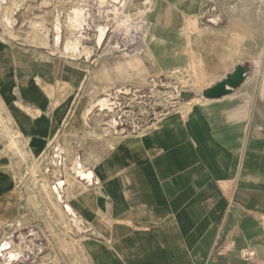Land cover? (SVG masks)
Instances as JSON below:
<instances>
[{
    "label": "crops",
    "instance_id": "1",
    "mask_svg": "<svg viewBox=\"0 0 264 264\" xmlns=\"http://www.w3.org/2000/svg\"><path fill=\"white\" fill-rule=\"evenodd\" d=\"M201 10L202 0H156L150 11L156 70L182 71L193 88L147 130L94 148L83 216L72 208L82 225L98 220L86 233L107 237L99 247L82 243L93 264H264V18L239 11L209 20ZM39 59L0 40V119L36 155L72 107L59 100L62 63H49L53 85ZM240 66L247 69L240 85L205 95ZM11 155L0 127L3 207Z\"/></svg>",
    "mask_w": 264,
    "mask_h": 264
},
{
    "label": "rangeland",
    "instance_id": "2",
    "mask_svg": "<svg viewBox=\"0 0 264 264\" xmlns=\"http://www.w3.org/2000/svg\"><path fill=\"white\" fill-rule=\"evenodd\" d=\"M79 1L5 0L0 7V40L41 57L48 65L45 79L53 85L57 77L49 63H62L56 81L59 100L72 105L60 120L58 133L37 155L20 142L18 131L0 119L12 147L9 186L5 188L10 200L5 207L0 204V264H93L82 243L99 247L107 242L98 233H86L90 227H98V220L85 219L82 230L65 222L72 216L66 213V204L83 216V180L71 172L72 160L78 158L84 167H92L98 159L94 148L113 146L123 135L147 130L165 112L182 107V91L192 87L190 77L182 71L174 77L160 75L148 52L147 27L156 0H82L86 20L73 32L67 18ZM239 11L264 18V0H202L201 15L209 20ZM5 14L13 17L8 27ZM57 16L59 42L55 38ZM34 26L50 34L47 42L33 37ZM99 26L105 29L101 42ZM76 39L80 42L77 51L68 54L64 47ZM103 98L110 107L98 106ZM59 182L62 200L52 191Z\"/></svg>",
    "mask_w": 264,
    "mask_h": 264
},
{
    "label": "bare ground",
    "instance_id": "3",
    "mask_svg": "<svg viewBox=\"0 0 264 264\" xmlns=\"http://www.w3.org/2000/svg\"><path fill=\"white\" fill-rule=\"evenodd\" d=\"M5 0H0V7H1V4H2V2H4ZM82 1V0H81ZM81 1H79L78 2V4H76L75 5V7L73 8V10H72V12L69 14V17L67 18L68 19V27L70 28V30H72L73 32L75 31V30H79V28H81V26L83 25V22L86 20V18H85V12H84V8H83V6H82V2ZM85 1V0H84ZM83 1V2H84ZM76 3V2H75ZM113 3H115V2H113ZM84 7H85V5H84ZM3 8V7H2ZM10 8V7H9ZM9 10V9H8ZM4 18H5V26H9L10 24H11V22H12V20H13V17L12 16H9L8 14H5L4 15ZM38 21H36V23H37ZM13 23V22H12ZM67 23V22H66ZM39 24V23H38ZM97 26V25H96ZM35 27V26H34ZM40 27V26H39ZM55 27H56V31H57V35L55 36V38H56V42H59V40H61L60 39V32H59V28H60V19H59V17L57 16L56 17V20H55ZM55 29V28H54ZM96 29H98V26H97V28ZM12 31V30H11ZM46 31H48V30H46ZM55 31V32H56ZM99 35H98V38H99V42H101L102 40H103V38H104V35H105V29L104 28H101L100 26H99ZM49 32V31H48ZM47 32V33H48ZM48 35L50 36V34L48 33ZM48 35L47 34H44V32L43 31H41L39 28H37V27H35L34 28V31H33V37L34 38H36L37 40H41V43H45V42H47V39H48ZM74 35V34H73ZM75 37V36H74ZM44 38H45V40H44ZM50 38V37H49ZM71 39H73L72 37H71ZM68 41V40H67ZM67 43V42H66ZM80 42L76 39V40H70V41H68V43H67V45H66V47H64V48H66L65 50L67 51V53H68V51H72V52H76L77 51V49H78V44H79ZM44 46V45H43ZM116 47V46H115ZM108 49V48H107ZM120 49V48H119ZM114 50V49H113ZM65 52V51H64ZM78 53V55H79V51L77 52ZM66 54V53H65ZM69 54V53H68ZM76 53H74V55H75ZM72 55H73V53H72ZM76 56V55H75ZM74 56V57H75ZM73 57V56H72ZM98 106L101 108V109H105V108H107V107H110V105H109V100L108 99H100V100H98ZM92 109V108H91ZM91 109L89 110L90 112H91ZM88 115V114H87ZM113 124V123H112ZM115 125H116V123L114 122V124L112 125L113 127H115ZM20 133V132H19ZM18 133V134H19ZM18 134H17V136H18ZM11 135H12V132H11ZM13 136V135H12ZM11 136V137H12ZM16 136V135H15ZM12 138H15V137H12ZM17 138H19V137H17ZM16 138V139H17ZM10 140V139H9ZM21 142V141H20ZM13 145H15V143L13 142L12 143ZM18 145L19 144H17V147H18ZM21 145V144H20ZM19 145V146H20ZM11 147V146H10ZM12 148V147H11ZM20 152V151H19ZM24 153V152H23ZM21 154V153H20ZM60 153H59V149H58V151H57V155H59ZM62 154V153H61ZM23 155V154H22ZM23 157V156H22ZM21 157V158H22ZM61 158V157H60ZM23 160V159H22ZM57 162V161H56ZM60 162V161H59ZM72 170L73 171H71V172H74V175H75V177L76 178H78L80 181H82L83 179H85L86 181H90L91 179H92V173H89V170L90 169H88V168H86V167H84L83 166V164L78 160V158H74L73 160H72ZM73 174V173H72ZM97 176V175H96ZM71 178V177H70ZM70 180V179H69ZM77 181V180H76ZM92 181V180H91ZM62 183V182H61ZM61 183L59 182L57 185H55L54 187H53V189H52V191L54 192V195L56 196V198H57V200H62V196H61V192H60V190H61V188H62V186H61ZM76 183V182H75ZM69 185V184H68ZM78 185V184H77ZM46 186V185H45ZM72 186H73V184H72ZM79 186V185H78ZM88 187V186H87ZM87 187H85V190H86V188ZM82 188V187H81ZM74 189H75V187H74ZM78 189V188H77ZM96 189V188H95ZM48 190V189H47ZM46 190V188H45V191H47ZM51 190V189H50ZM92 190V189H91ZM49 191V190H48ZM47 191V192H48ZM90 191V190H89ZM81 192V191H80ZM51 193V192H50ZM68 193H69V191H68ZM79 193V192H78ZM47 194V193H46ZM48 195V194H47ZM90 195V194H89ZM92 195H93V193H92ZM50 196V195H49ZM48 196V197H49ZM85 199H87V196L85 195ZM92 197V196H91ZM59 208V207H58ZM65 210H66V213L67 214H73V209H72V207L71 206H69L68 204H66V206H65ZM62 212V211H61ZM62 214V213H61ZM75 214V213H74ZM64 216V215H63ZM73 216V217H72ZM72 216H70V221H68V220H65V222L68 224V223H71V222H73V223H75L74 225H76L77 226V229H79V230H82V220H81V218H79V217H77V216H74V215H72ZM65 217V216H64ZM71 217H72V219L73 220H71ZM87 238V237H86ZM5 245V244H4ZM2 249H6V247H2ZM0 255H2V253H0Z\"/></svg>",
    "mask_w": 264,
    "mask_h": 264
},
{
    "label": "water",
    "instance_id": "4",
    "mask_svg": "<svg viewBox=\"0 0 264 264\" xmlns=\"http://www.w3.org/2000/svg\"><path fill=\"white\" fill-rule=\"evenodd\" d=\"M246 72V67H238L226 79L205 91V95L209 98H218L230 93L232 89L236 88L244 80Z\"/></svg>",
    "mask_w": 264,
    "mask_h": 264
},
{
    "label": "built area",
    "instance_id": "5",
    "mask_svg": "<svg viewBox=\"0 0 264 264\" xmlns=\"http://www.w3.org/2000/svg\"><path fill=\"white\" fill-rule=\"evenodd\" d=\"M214 19V18H213ZM212 18H211V20H213ZM217 19H220V17H218ZM167 112H165V114H166Z\"/></svg>",
    "mask_w": 264,
    "mask_h": 264
}]
</instances>
